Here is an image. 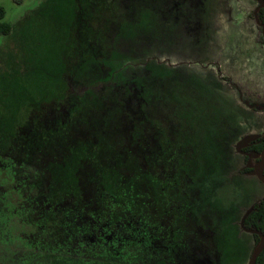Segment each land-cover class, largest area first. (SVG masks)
I'll list each match as a JSON object with an SVG mask.
<instances>
[{
  "label": "rangeland",
  "instance_id": "374dc122",
  "mask_svg": "<svg viewBox=\"0 0 264 264\" xmlns=\"http://www.w3.org/2000/svg\"><path fill=\"white\" fill-rule=\"evenodd\" d=\"M41 2L0 7L15 25ZM262 7L125 0L94 32L105 58L74 60L70 76L86 92L67 97L78 119L66 135L95 134L100 159L120 166L95 180L116 203L110 237L98 244L43 238L42 215L11 182L12 118L38 99L26 76L31 54L62 28L50 20L23 37H0V264H248L258 244L243 221L264 201L261 154L245 150L264 138ZM37 126L33 134L44 135Z\"/></svg>",
  "mask_w": 264,
  "mask_h": 264
},
{
  "label": "flooded vegetation",
  "instance_id": "af4514ba",
  "mask_svg": "<svg viewBox=\"0 0 264 264\" xmlns=\"http://www.w3.org/2000/svg\"><path fill=\"white\" fill-rule=\"evenodd\" d=\"M58 78L52 91L42 92L38 100L32 101L33 106L17 115L20 123H16V115L12 118L11 182L28 195V210L42 215L44 228L37 227V231L43 238L56 236L68 246L81 239H89L85 240L87 244H98L110 237L111 223L107 218L116 203L111 194L97 187L95 180L118 174L120 166L100 159L102 145L96 143L95 134L84 135L81 131L76 140H69L70 134L66 132L77 122L78 105L67 97H78L75 94L86 91L76 89L71 76L65 80ZM51 105L56 107L54 115L49 110L45 112ZM38 124L44 135L33 134ZM17 136L19 139H15ZM49 157L50 162L46 160Z\"/></svg>",
  "mask_w": 264,
  "mask_h": 264
},
{
  "label": "trees",
  "instance_id": "16d2710c",
  "mask_svg": "<svg viewBox=\"0 0 264 264\" xmlns=\"http://www.w3.org/2000/svg\"><path fill=\"white\" fill-rule=\"evenodd\" d=\"M15 4H23L26 0H12ZM125 0H42L33 10L28 11L15 25L5 21V10L0 7V37L16 39L30 33L33 29L44 28L48 21L57 23L62 33L57 37H49L46 50L40 55L31 54L32 63L27 78L33 79L37 88V97L42 92L53 90V85L59 81L58 76L64 80L71 75L75 59L92 58L104 59L105 50L98 36L93 38L94 32L107 29L116 17L119 5ZM264 4V0H260ZM260 19L264 22V7L260 10ZM101 33V32H100ZM97 35V34H96ZM10 58V56H8ZM63 85L66 86L65 81ZM39 99V98H38ZM37 99V100H38ZM32 98L29 103L18 105L27 109L33 106ZM0 117H3L2 115ZM16 123L19 116H16ZM257 152L264 150V138L256 141L245 149ZM247 229H254L256 243L262 241L259 235L264 236V201L253 210L243 221ZM256 264H264V251Z\"/></svg>",
  "mask_w": 264,
  "mask_h": 264
},
{
  "label": "water",
  "instance_id": "95a60500",
  "mask_svg": "<svg viewBox=\"0 0 264 264\" xmlns=\"http://www.w3.org/2000/svg\"><path fill=\"white\" fill-rule=\"evenodd\" d=\"M264 151L261 154V162L260 165L257 167V176L261 183L264 184ZM264 250V239L263 241L257 246V248L252 253L249 263L248 264H256L259 256L262 254Z\"/></svg>",
  "mask_w": 264,
  "mask_h": 264
}]
</instances>
